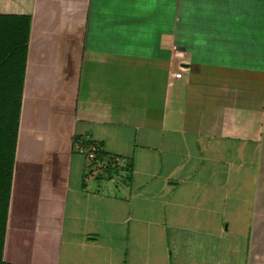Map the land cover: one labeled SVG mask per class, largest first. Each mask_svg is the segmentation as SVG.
<instances>
[{"label":"crops","instance_id":"crops-1","mask_svg":"<svg viewBox=\"0 0 264 264\" xmlns=\"http://www.w3.org/2000/svg\"><path fill=\"white\" fill-rule=\"evenodd\" d=\"M6 15L29 32L2 264H264V0Z\"/></svg>","mask_w":264,"mask_h":264},{"label":"trees","instance_id":"trees-1","mask_svg":"<svg viewBox=\"0 0 264 264\" xmlns=\"http://www.w3.org/2000/svg\"><path fill=\"white\" fill-rule=\"evenodd\" d=\"M29 19L0 16V264L10 196L18 116L25 67ZM115 158L98 150L91 163L113 164ZM126 163V162H125ZM129 163L118 169H131Z\"/></svg>","mask_w":264,"mask_h":264},{"label":"built area","instance_id":"built-area-1","mask_svg":"<svg viewBox=\"0 0 264 264\" xmlns=\"http://www.w3.org/2000/svg\"><path fill=\"white\" fill-rule=\"evenodd\" d=\"M171 79H179L180 73L179 72H172L170 75ZM97 147L93 145H86V146H80L77 148V154L84 157L87 160H91L94 156V153L97 151Z\"/></svg>","mask_w":264,"mask_h":264}]
</instances>
